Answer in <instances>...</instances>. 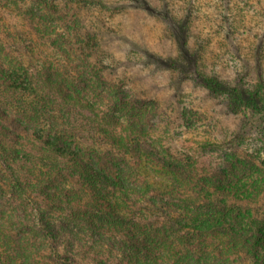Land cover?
<instances>
[{"label": "trees", "instance_id": "16d2710c", "mask_svg": "<svg viewBox=\"0 0 264 264\" xmlns=\"http://www.w3.org/2000/svg\"><path fill=\"white\" fill-rule=\"evenodd\" d=\"M29 2L32 31L53 36L47 23L57 5ZM221 24L232 45V23ZM8 35L0 31V264H264L262 67L252 84L248 73L201 77L231 114L257 125L262 146L243 150L244 129L229 143H201L222 156L202 168L159 152L157 108L143 113L148 103L102 84L91 35H73L80 65L72 77L59 61L28 65ZM89 125L97 135L84 134ZM143 163L170 176V186L153 187Z\"/></svg>", "mask_w": 264, "mask_h": 264}, {"label": "rangeland", "instance_id": "374dc122", "mask_svg": "<svg viewBox=\"0 0 264 264\" xmlns=\"http://www.w3.org/2000/svg\"><path fill=\"white\" fill-rule=\"evenodd\" d=\"M50 2L59 9L52 18L55 22L47 23L55 27V34L41 37L32 31L36 26L28 13H37L30 9L33 3L0 0V31L9 32L7 39L14 38L10 41L13 51L22 55L28 65L45 61L50 66L59 61L64 65L61 73L72 77L78 69L75 65H80L79 55L71 45L73 35L87 33L93 37L92 61L103 71L102 84L106 88L119 84L134 100L148 103L141 107L143 113L157 108L156 142L161 154L180 159L189 156L202 168L220 164L219 152L210 155L200 151L198 145L235 141L242 129L243 150L262 148L257 125L251 119L244 120L243 114H231L225 107V97L207 93L201 77L231 81L248 73V83L252 84L259 67L264 70V45L258 46L264 36V0ZM227 20L234 30L232 45L217 29H225L221 21ZM79 111L93 120L83 108ZM71 118L75 123L73 115ZM87 128L86 136L97 135L92 134V126ZM140 172L155 188L165 189L172 183L170 176L154 166L143 163Z\"/></svg>", "mask_w": 264, "mask_h": 264}]
</instances>
